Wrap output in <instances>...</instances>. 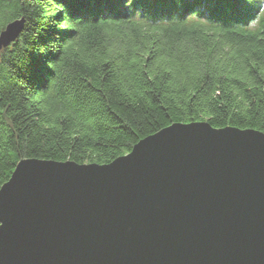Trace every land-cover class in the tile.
Wrapping results in <instances>:
<instances>
[{
  "label": "trees",
  "instance_id": "trees-1",
  "mask_svg": "<svg viewBox=\"0 0 264 264\" xmlns=\"http://www.w3.org/2000/svg\"><path fill=\"white\" fill-rule=\"evenodd\" d=\"M0 189L106 166L174 124L264 134V0H0Z\"/></svg>",
  "mask_w": 264,
  "mask_h": 264
},
{
  "label": "water",
  "instance_id": "water-1",
  "mask_svg": "<svg viewBox=\"0 0 264 264\" xmlns=\"http://www.w3.org/2000/svg\"><path fill=\"white\" fill-rule=\"evenodd\" d=\"M0 264H264V134L174 124L106 166L22 160Z\"/></svg>",
  "mask_w": 264,
  "mask_h": 264
}]
</instances>
